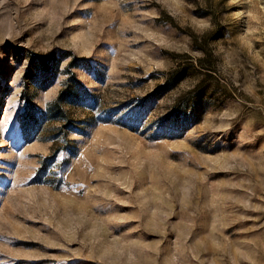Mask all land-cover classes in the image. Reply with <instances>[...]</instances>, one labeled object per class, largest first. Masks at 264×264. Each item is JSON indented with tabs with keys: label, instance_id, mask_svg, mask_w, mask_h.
Segmentation results:
<instances>
[{
	"label": "rangeland",
	"instance_id": "1",
	"mask_svg": "<svg viewBox=\"0 0 264 264\" xmlns=\"http://www.w3.org/2000/svg\"><path fill=\"white\" fill-rule=\"evenodd\" d=\"M0 264H264V0H0Z\"/></svg>",
	"mask_w": 264,
	"mask_h": 264
}]
</instances>
